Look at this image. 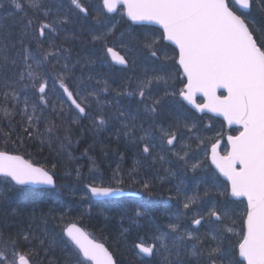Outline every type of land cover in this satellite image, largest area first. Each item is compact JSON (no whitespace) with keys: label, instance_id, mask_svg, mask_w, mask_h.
I'll use <instances>...</instances> for the list:
<instances>
[{"label":"snow or ice","instance_id":"obj_1","mask_svg":"<svg viewBox=\"0 0 264 264\" xmlns=\"http://www.w3.org/2000/svg\"><path fill=\"white\" fill-rule=\"evenodd\" d=\"M9 3L18 31H0V137L11 139L18 125L26 138L39 139V146L55 149L59 143L64 150L72 144L71 124L90 119L102 131L111 122L146 161L159 165L162 183L177 181L168 196L176 211L166 223L146 220L149 214L140 208L129 218L143 229L131 247L143 264H264V28L249 16L254 8L264 10V0H68L66 8L57 0ZM118 17L158 26L159 38L128 32L126 40ZM67 25H78L87 35L91 56L74 59L71 49L58 43ZM169 45L171 55L165 51ZM111 73L121 77L115 88ZM184 102L236 126L224 155L218 139L202 134L203 117L183 118ZM55 169L56 164L49 169L0 151V183L10 191L38 186L53 203L65 191L76 198L73 189L57 183ZM73 171L84 181L80 168ZM135 172L128 180L151 197L156 185ZM219 177L227 182L223 187ZM123 183L118 166L107 185L95 178L84 182L79 199L123 195L117 186ZM229 198L246 201L242 214L230 208ZM40 219L47 222L43 214ZM64 220L61 214L58 223ZM61 233L70 242L63 264H117L104 243L76 224L63 226ZM51 251V241L32 223L16 232L0 227V264H52Z\"/></svg>","mask_w":264,"mask_h":264},{"label":"trees","instance_id":"obj_2","mask_svg":"<svg viewBox=\"0 0 264 264\" xmlns=\"http://www.w3.org/2000/svg\"><path fill=\"white\" fill-rule=\"evenodd\" d=\"M58 3L62 4L65 8L68 7V0H57ZM98 0H84V3H97ZM3 6L0 7V31L7 33L12 32L13 35L18 31L17 28V14L9 3V0H2ZM249 16L252 20L255 21L256 26L259 28H264V10L253 9ZM121 19V24L123 28H131L130 23H124L126 21L124 18ZM89 38L86 34H81L80 28L78 25H67L65 26V31L60 33L57 38L58 43L64 45L65 47H69L71 49V53H80V55L91 56L93 52V46L88 42ZM80 46V49H76V46ZM76 55V54H75ZM103 69V68H102ZM103 70L108 71L106 68ZM109 82L112 87H117L120 84V77L117 73L109 74ZM185 115L187 117L194 116L192 112L184 108ZM4 127L7 128V122L4 123ZM15 132L11 139H5L1 137L0 139V150L11 153L20 154L28 160H31L34 164L38 166L47 167L49 169L52 168V164L49 161L50 156L55 153V149L60 147V144L57 143L55 149H50L46 145L41 147L40 140L37 139L33 141L25 137L22 130L18 125L14 126ZM92 132L97 136V139H93V144L91 147H85L83 149L82 154L76 156L73 154V159L76 160H84L89 163H106L107 161L111 164L112 159L116 160L115 166L118 167L119 164L122 166L127 165L132 159L131 164H128L129 170L133 169L135 165H138V168L149 161H146L143 156L140 154L139 150L129 141L125 140L124 145H122L119 140L121 135H115L113 143H118V148L110 150V144L105 136L108 133L114 131V127L106 126L104 130L97 131L91 123ZM234 133V131H232ZM16 136H19V139H16ZM101 137V138H100ZM119 140H118V139ZM14 141V142H13ZM91 144V143H90ZM119 147L125 148L124 151L119 150ZM96 151V153L94 152ZM112 151V152H111ZM112 157V158H110ZM110 158V159H109ZM109 159V160H108ZM108 164H104L106 167ZM131 165V167H130ZM167 166V165H166ZM127 167V166H126ZM159 169V165L157 164L155 167L150 166L149 170L143 171L141 173H136L134 175L138 176V179H146L151 180L156 188L154 189V193L151 197L147 195L145 190L142 188L141 184L131 180H126L125 183L121 184L122 188H132L136 191L140 192L142 195V199L135 198H121L115 201L107 200V201H89V200H81L80 202L71 203L72 199L78 198L79 195L85 191L83 184L88 180L96 179L98 183L107 185L108 182L106 179H97L95 174L92 177L86 178V173L84 170H81L84 175V181H78L75 177L74 171H70V176L66 182H63L60 179L61 169L55 170L57 177H59L57 183L61 185H65L68 188L73 189L77 196L73 198L70 196L67 191L64 193L57 194L58 199L56 203H53L52 200L45 194L40 193L37 189H33L30 192L25 193H16L9 190L7 185L0 186V201L3 200L8 204H12V209H10V213L12 215H16L21 212L22 215L20 218L17 217V220L6 219L2 215H11L0 210V227L4 228L6 231L10 230L12 232H16L21 229H27L29 224L39 217V223L37 224L39 231L44 233L45 239L51 241L52 251L48 254V260L52 261V264H63L64 259L69 254L68 242L63 238L61 233V228L68 223L75 222L80 225L86 232H88L95 240L104 243V245L109 249V251L113 254L114 259L117 261V264H126V255L130 256L132 262H142L143 260L137 259V257L131 251L132 241L129 242V249L126 255L122 253V245L120 241L126 242V234L118 231V233L110 234L107 231V225L112 222L109 219H115L114 222H117L118 219L122 217H129L133 215L134 210L140 208L148 212L150 217H157L156 215H160L163 209H167V205H159L156 204L158 197L163 195L162 193L158 194V191L165 187V183L157 181V170ZM67 169H65L66 171ZM74 174V176H73ZM159 175H163L162 169H159ZM167 182V181H166ZM170 183V182H167ZM172 182L171 184H173ZM167 192V191H165ZM10 198V203H9ZM50 209L52 211H60L58 213L54 212L56 220L52 219V216L49 217L47 214V210ZM65 209V213H60ZM18 211V212H17ZM235 211V210H234ZM35 213V219L30 221L29 217ZM41 214H43L47 218V227L45 229L44 220L40 219ZM65 215V220L62 223H58L59 215ZM88 215H96L101 220V225L90 223V220L85 217ZM166 221L167 220H163ZM143 222V221H142ZM143 224V223H142ZM35 226V227H37ZM235 231L238 229V233L241 231V226L239 222L236 224ZM237 233V232H236ZM123 234V235H122ZM234 239H239L237 235ZM146 260V259H144ZM47 264V261H45Z\"/></svg>","mask_w":264,"mask_h":264},{"label":"bare ground","instance_id":"obj_3","mask_svg":"<svg viewBox=\"0 0 264 264\" xmlns=\"http://www.w3.org/2000/svg\"><path fill=\"white\" fill-rule=\"evenodd\" d=\"M121 30L124 31L126 33V35H127L128 32H130V29H128L126 27L123 28V26L121 27ZM77 48L80 49V46L79 45L76 46V49ZM72 56H73L74 59H75L76 56L84 57V55H80L79 52H78V54L77 53L72 54ZM103 69L102 68H94V69H91V70L92 71H97L98 70V71L107 73V71L103 70ZM89 70L90 69L87 66L84 68V72L85 73H87ZM111 74H113V73H111ZM120 82H121V78H120ZM105 96L110 98L111 94L106 93ZM184 119H187V116ZM205 125H206V122L203 119L200 126L204 128ZM108 126L114 127V131L111 132V133H108L105 136V138L108 140V142L110 144V149L108 150V151H110V150H113V149H117L118 148V143H116V142L113 143L116 126H114L113 123H111V122L108 124ZM70 127L72 129V135H71L72 144H71V146L70 147L66 146L64 150H61L60 147L56 148L55 149V153H53L50 156V158H49L50 163L52 165L56 164V169L55 170L61 169V173H60L59 176H60V179L63 182H66L68 180V177L70 176L69 172L73 171V169L77 168V167L80 168L81 170L85 171L86 178L87 177H92L93 174H95L96 178L99 177V169L103 168L104 164H109L108 161L106 163L104 162V164L103 163H99V162L97 164H95L94 162L93 163H89V162L84 161V160H76V159L72 158V156H74L73 154H76V156L82 154L83 149L85 147H91V145L93 144V142H92L93 139H97V136L92 132V129H91V120L90 119H84V120H81V122L79 124H71ZM126 139H127L126 137L122 136V137H120V140L119 139L118 140H119V142L122 145H124V142H125ZM65 144H66V142H65ZM119 150L124 151L125 148L123 149V147H119ZM94 152L96 153V151H94ZM69 153H71V158L68 155ZM196 155H197V158L202 157V152L201 153H197ZM110 158H112V157H110ZM150 166H152L151 163L150 162H146V163H144L141 166V169L143 171H146V170L150 169ZM65 169H67V170L65 171ZM188 175H189V177H191L192 173H189ZM73 176H74V174H73ZM108 182H111V181H108ZM172 182L176 183L177 181L176 180H172L170 183H172ZM1 201H3V200H1ZM76 201L80 202V199H78V198H76V200L72 199L71 203H75ZM9 203H10V198H9ZM11 205L3 201V203L0 204V210H2L5 213L11 214L10 213V209H12ZM46 210H47V214L49 215L50 209H46ZM58 210L60 211V209H58ZM59 211H52V213H51V215H49V217L54 215V212L58 213ZM20 213L21 212L17 213V216L16 215H12V214L11 215H2V216L4 218H6V219L13 218V220H17V217L20 218L22 216V215H20ZM60 213L64 214L65 213V209L62 212H60ZM54 216H56V215H54ZM59 216H61V215H59ZM132 216L133 215H130L129 217H126V218L122 217V218L118 219L117 222H114L115 219H109V221L112 220V222H109L110 224L107 225V231L110 234H114V233L117 234L118 231H121V232L126 234V242H120L121 245H122V247H121L122 248V253H124L125 255H126V253L128 252V249H129V242H131L132 239H134L136 231L137 230H143L142 228L141 229L134 228L131 225L129 218L132 217ZM156 216L157 217H155V218L158 221H162V222H165V223H166V221H163V220H167L168 219V215H156ZM85 217H87L90 220V223H92V224L96 223L99 226L101 225V220L102 219H99L96 215H88V216H85ZM144 222L145 221H143L141 223H144ZM38 223H39V217H37L33 221V226L34 227L37 226ZM47 224L48 223L44 224L45 229L47 227ZM126 229L129 230V231L125 232ZM126 264H143V263L142 262H135L134 263V262L131 261L130 256L126 255Z\"/></svg>","mask_w":264,"mask_h":264},{"label":"rangeland","instance_id":"obj_4","mask_svg":"<svg viewBox=\"0 0 264 264\" xmlns=\"http://www.w3.org/2000/svg\"><path fill=\"white\" fill-rule=\"evenodd\" d=\"M118 19H120V17H118ZM262 22H264V20H262ZM131 28L130 32H132L133 35L143 39L145 36L148 37V39H152L153 37L155 38H159V34L157 32V30L155 29H149V28H136L137 26H134L132 24L129 25ZM149 29V30H148ZM131 37L126 35V40H130ZM166 43V42H165ZM165 51L168 53V55H171V48L170 47H166ZM117 75L120 77V75L117 73ZM121 78V77H120ZM181 85L178 83L177 87H180ZM183 118H185V113H182ZM191 117H187V119H189ZM204 121L206 122V125L204 126L205 129H207L204 133H202L203 135L207 136L209 139L211 138H215L218 136V132L221 133V128L216 126V122L213 119H208V118H203ZM224 136V135H223ZM1 139V137H0ZM220 139V138H219ZM224 150H226V145H223L222 147ZM221 148V149H222ZM201 158V157H199ZM135 159H132L128 164H131L132 161H134ZM115 162H117L116 160L112 159L111 164L109 163L106 167H103L101 169H99V177H97V179H106L108 181H111V177L113 176V173L115 172V170L117 169L115 166ZM128 164L125 166H122L121 164H119V168L121 170V174L124 175V178L126 180H128L127 174L129 172H132L133 169H136V173H141L142 174V170L138 165H135V167L132 166L133 169L129 170L130 168H128ZM127 166V167H126ZM131 167V165H130ZM131 181V180H129ZM157 181L161 182L160 179L158 178ZM165 183V187H163V189L161 188V190L158 191V194L162 193V191L164 192L163 195L161 197H158V200L156 201V204L159 205H167L168 207V212L165 214L164 212H161V215H169L171 213H174L176 211V201L175 200H168V196H169V188L171 187V183H167V182H163ZM190 183H192V181H190ZM6 184L4 183H0V186H4ZM224 186V185H223ZM222 186V187H223ZM167 191V192H165ZM231 200V199H230ZM244 206L245 204L242 202H237L236 204H230V208L232 210H235V212L237 213V215H240L243 213L244 211ZM236 229V228H235ZM236 232L238 233V229L236 230ZM138 259V257H137Z\"/></svg>","mask_w":264,"mask_h":264},{"label":"water","instance_id":"obj_5","mask_svg":"<svg viewBox=\"0 0 264 264\" xmlns=\"http://www.w3.org/2000/svg\"><path fill=\"white\" fill-rule=\"evenodd\" d=\"M241 11H243V10H241ZM126 18V17H125ZM142 26H152V27H156V28H158V26H156V25H152V24H142ZM185 103V105H187L189 108H191L192 110H194L198 115H202V114H208V115H211V116H213V117H215V118H219V119H221L224 123H225V125H226V127L227 128H230V127H236L235 125H233V126H228L227 125V123L224 121V119H223V117L222 116H218V115H215V114H213V113H199V112H197L196 111V109L192 106V105H189V104H187L186 102H184ZM226 141H227V138H226ZM12 155H14V154H12ZM223 178V177H222ZM224 179V178H223ZM29 187H34V188H38V186H29ZM123 191V190H122ZM122 196H134V197H139V195L138 194H136V193H130V192H127V191H123V195H118V196H114V197H110V198H120V197H122ZM93 200H104V199H109V198H92ZM232 199H234V198H232ZM235 200V199H234ZM245 203H246V201H245ZM73 224V223H72ZM75 224V223H74ZM77 225V224H76ZM78 227H80L79 225H77ZM64 237L68 240V238H67V236L66 235H64ZM89 238H91V237H89ZM97 242V241H96ZM98 243H100V242H98Z\"/></svg>","mask_w":264,"mask_h":264},{"label":"flooded vegetation","instance_id":"obj_6","mask_svg":"<svg viewBox=\"0 0 264 264\" xmlns=\"http://www.w3.org/2000/svg\"><path fill=\"white\" fill-rule=\"evenodd\" d=\"M222 187V186H221Z\"/></svg>","mask_w":264,"mask_h":264}]
</instances>
